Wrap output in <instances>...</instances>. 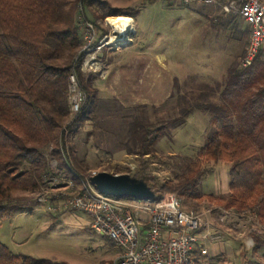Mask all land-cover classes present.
Returning <instances> with one entry per match:
<instances>
[{
	"label": "rangeland",
	"instance_id": "1",
	"mask_svg": "<svg viewBox=\"0 0 264 264\" xmlns=\"http://www.w3.org/2000/svg\"><path fill=\"white\" fill-rule=\"evenodd\" d=\"M109 1L113 6L131 11L135 24L132 23L129 32L114 33L108 24V18L114 16L105 17L98 22L96 40L106 34L110 44L100 49L95 45L89 53L88 47L85 48L87 38L82 35L80 51L84 53V58L80 70L86 76H94V108L89 117L70 131L65 141L64 159L68 168L75 171L66 174V170L55 159H49L50 172L63 179L71 178L75 190L81 186L82 180H90V176L98 171L128 173L132 176L143 168L144 165L135 154L126 152L125 145L135 103L144 105L151 120H154L177 115L181 105L194 101V98L200 101L196 98L201 93L209 94L204 101L216 102L217 85L225 80L228 69L240 65L246 47L244 28L247 25L240 17L230 21L220 6H216L218 9L215 11L220 20L213 24L210 18L204 19L199 12L211 4L205 6L190 2L187 5L181 0ZM78 18L80 22L81 15ZM140 51L148 58L142 59L143 66L135 75L139 63L133 54ZM152 54L159 55L156 59L149 58ZM125 76L130 88L127 95L123 94ZM77 81L83 90L78 78ZM181 95L186 100L179 101ZM74 116L69 109L63 125ZM210 116L208 110L191 111L180 125L170 129L169 136L157 143L145 162V171L153 182H178L184 178L187 174L186 165L198 156L210 136ZM50 148L48 146L46 152ZM201 169L204 173L195 185V192H227L228 163L201 161ZM47 186L44 184L37 191L16 194L11 202L13 210L0 218V242L19 259L31 256L68 264H112L119 255V249L109 239L91 229L86 213L59 207L61 198L57 194L61 191L54 190L51 184ZM64 192L69 193L70 190L65 189ZM165 193L173 192H163L162 195ZM175 195L187 210L199 212L216 208L210 215L212 225L219 229L229 227L240 242L241 252L253 247L246 248L243 239L250 235L251 226L255 230L259 229L255 220L239 217L235 213L220 220L219 206L210 204L207 199H199L196 195ZM64 212L88 216V229L82 230L64 222ZM237 217L240 222L234 225L231 218ZM230 261L232 258L226 256L208 257L202 263L229 264Z\"/></svg>",
	"mask_w": 264,
	"mask_h": 264
},
{
	"label": "trees",
	"instance_id": "2",
	"mask_svg": "<svg viewBox=\"0 0 264 264\" xmlns=\"http://www.w3.org/2000/svg\"><path fill=\"white\" fill-rule=\"evenodd\" d=\"M121 14H126L125 10L109 0H0V218L11 213V202L18 192L44 186L47 176L53 175L50 158L66 174L75 171L64 159L65 141L70 131L89 117L96 97L94 76L80 70L84 53L80 51L78 17L98 28L105 17ZM216 22L211 19V23ZM240 65L228 69L225 80L217 85L216 102L204 101L209 94L201 93L196 98L200 101L194 98L181 105L177 115L154 120L144 105L135 106L125 145L126 152L135 154L144 165L132 176L153 189L154 200L163 192H173L196 195L239 216L253 211L263 230L251 233L256 251L264 247V54L259 51L249 65ZM72 73L85 92V100L67 125L69 135L65 137L63 122L69 113L68 78ZM184 97L178 100H186ZM195 109L210 112V136L198 156L186 165L182 180L153 182L145 171L146 157ZM48 146L51 148L46 152ZM201 161L228 163L226 193L195 192L204 173ZM202 258L203 254L193 249L189 264H201ZM0 264L68 263L31 256L19 259L0 242Z\"/></svg>",
	"mask_w": 264,
	"mask_h": 264
},
{
	"label": "built area",
	"instance_id": "3",
	"mask_svg": "<svg viewBox=\"0 0 264 264\" xmlns=\"http://www.w3.org/2000/svg\"><path fill=\"white\" fill-rule=\"evenodd\" d=\"M181 1L186 4L193 0ZM198 1L219 4L224 13L238 15L248 24L241 66L249 65L259 51L264 54V0ZM79 26L82 35L87 38L85 48L88 47V53L95 45L100 49L110 44L106 34L96 40V27L91 22L82 18ZM68 80L69 109L71 115H74L84 103L85 93L75 74H70ZM71 121L69 119L64 123L65 137L69 135L67 125ZM44 181L46 186L51 184L54 190L61 191L57 194L61 198L59 207L86 213L91 229L109 239L119 249V255L112 264H189L190 252L198 242L209 243L220 238L218 229L210 221V215L216 208L199 212L184 209L180 199L173 193H165L157 200H138L102 194L89 179L82 180L77 190L71 178L52 175ZM65 189L70 192H64ZM217 210L220 220L233 213L220 207ZM243 214L255 220L259 228L258 231L251 226L250 235L243 239L245 247L249 248L254 245L251 233H261L263 230L253 211H245Z\"/></svg>",
	"mask_w": 264,
	"mask_h": 264
},
{
	"label": "crops",
	"instance_id": "4",
	"mask_svg": "<svg viewBox=\"0 0 264 264\" xmlns=\"http://www.w3.org/2000/svg\"><path fill=\"white\" fill-rule=\"evenodd\" d=\"M193 2L196 4L197 3L204 4L205 6L209 5V4H205L202 2H198V0L191 1V3H193ZM186 4L188 5L189 3H186ZM211 5L212 6H208V8H206V9L204 8V10L199 9L200 10L199 12L202 13L204 19L214 18V19H217V21H219L220 18L215 13V11L218 9V8H216V6H219V4H215V3L213 4L212 3ZM220 10H221V8H220ZM125 13L127 15L129 14L128 16L131 19V22L129 25L132 29V23L135 24V21L133 19V15L131 14V11H125ZM211 15H213V16L210 17ZM225 15L227 16V18L230 21H235L238 17H240L238 15L227 14V13H225ZM243 21L247 25V27L244 28V31H245L246 36H247L248 35L247 31H249V26L244 19H243ZM246 42H247V37H245V39H244L245 45H246ZM158 55L159 54H152V55H149V58H152V57L155 58ZM133 56L137 57V59H138L139 65H137L136 72H135V75H138L137 71L141 70V68L143 66V60L142 59H146L148 57H145V55H144V53H142V51L133 54ZM123 82H124V86H125V90H124L123 94L127 95V92L130 91V88H129V80L127 79L126 76L124 77ZM139 104H141V103L140 102L137 104L135 103L132 107L134 108L135 106H137ZM226 190H227V188H226ZM62 219L64 220V222L76 225L77 227L81 228L82 230L88 229V216L83 217L79 213H74V212H66L65 213L64 212V213H62ZM231 219H232V222L234 225H236L237 223L240 222L238 217L237 218H231ZM214 228L218 229V231L220 233V238L213 241V242H209V243H202L201 244L200 242H198L200 244V246H198L199 244L197 243V246L194 248V250H198L203 254V258L201 259V264H203L202 263L203 260H206L208 257L219 258V257H223V256H226L228 258L229 257L232 258V261H230L229 264H264V247H262L256 251H254L253 247H252V248L247 249L245 252H241V249L239 248L240 242L238 241V238L231 233V230L229 227H226V228L220 227V229H219V227H214Z\"/></svg>",
	"mask_w": 264,
	"mask_h": 264
},
{
	"label": "water",
	"instance_id": "5",
	"mask_svg": "<svg viewBox=\"0 0 264 264\" xmlns=\"http://www.w3.org/2000/svg\"><path fill=\"white\" fill-rule=\"evenodd\" d=\"M90 182L99 192L114 197L128 196L138 200L154 197L153 190L146 182L128 173L98 171L90 176Z\"/></svg>",
	"mask_w": 264,
	"mask_h": 264
},
{
	"label": "bare ground",
	"instance_id": "6",
	"mask_svg": "<svg viewBox=\"0 0 264 264\" xmlns=\"http://www.w3.org/2000/svg\"><path fill=\"white\" fill-rule=\"evenodd\" d=\"M108 22L107 23L113 29L114 33L119 32V34H123L131 30V27L129 25L131 22V19L128 16L117 15L114 17H109Z\"/></svg>",
	"mask_w": 264,
	"mask_h": 264
}]
</instances>
